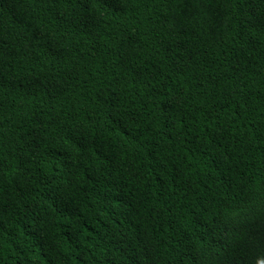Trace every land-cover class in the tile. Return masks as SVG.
Instances as JSON below:
<instances>
[{
    "label": "trees",
    "instance_id": "1",
    "mask_svg": "<svg viewBox=\"0 0 264 264\" xmlns=\"http://www.w3.org/2000/svg\"><path fill=\"white\" fill-rule=\"evenodd\" d=\"M0 264H264V0H0Z\"/></svg>",
    "mask_w": 264,
    "mask_h": 264
}]
</instances>
